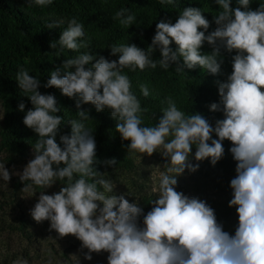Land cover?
I'll use <instances>...</instances> for the list:
<instances>
[{"label":"clouds","instance_id":"1","mask_svg":"<svg viewBox=\"0 0 264 264\" xmlns=\"http://www.w3.org/2000/svg\"><path fill=\"white\" fill-rule=\"evenodd\" d=\"M173 2L161 0L162 4ZM231 2L214 0L218 11L211 32L201 8L187 7L174 24L156 23L147 50L119 44L109 48L117 60L96 58L90 52L64 60L50 72L43 87L56 88L75 100L79 119L68 121L70 135L60 134L63 118L57 115L61 108L56 97L41 94L40 80L28 71L17 72L18 88L30 93L26 97L32 106L23 124L37 139L31 147L32 159L22 171L10 172L0 163V180L7 184L17 176L23 185L21 192L29 198L37 188L43 189L30 210L32 220L38 225L48 221V231H55L58 239L75 237L81 250H87L85 260H91L92 253L105 252L107 264H264V2L255 10L250 8L251 0H237L235 8ZM27 3L47 6L52 0ZM126 12L122 8L115 18L129 28L135 15ZM64 23L56 20L46 27L55 29ZM84 36V25L73 18L49 47L79 51L88 47ZM173 43L175 50L170 47ZM205 43L212 49L208 54L200 51ZM157 50L159 59H153ZM221 50L235 53L231 74L217 81L219 101L209 106L210 112H222V119L213 126L202 114L181 111L172 97H166L167 106L160 110L158 121L145 125L148 110L132 91L125 69L144 71L159 64L167 70L175 65V71L185 75L186 69L199 68L217 76L223 63ZM139 89L145 98L150 95L147 84H140ZM85 104L93 105L97 113L110 111L117 121L116 133L122 142H129L126 153L130 158L141 163L145 156L159 154L164 161L155 166L160 170L153 188L156 198L146 214L138 200L126 198L130 197L127 192L115 194L117 184L107 172L94 167L101 163L114 169L118 162L115 158L97 160L93 131L85 124L91 119L81 110ZM24 109L20 103L18 110ZM224 141L230 142L228 151L236 162L228 203L238 217L234 234L223 230L205 201L176 190L177 177L185 170L194 173L199 162L209 160L215 166L222 159ZM193 148L195 164L190 160ZM56 184L58 192L45 194ZM13 264L29 261L21 257Z\"/></svg>","mask_w":264,"mask_h":264},{"label":"trees","instance_id":"2","mask_svg":"<svg viewBox=\"0 0 264 264\" xmlns=\"http://www.w3.org/2000/svg\"><path fill=\"white\" fill-rule=\"evenodd\" d=\"M260 2L264 0H251V10H255ZM237 6V0H232L230 7ZM187 7L201 8L205 18L210 22L208 32L214 30L213 20L218 11L214 0H174L172 4H162L161 0H52L47 6H38L34 3L28 5L27 0H0V105L7 113L6 121L0 129V151L4 154L2 163L14 170L23 167L32 159L31 147L37 139L36 134L23 124L24 115L32 106L26 97L30 93H24L18 88L16 75L19 70H26L29 75L40 80L41 87L38 91L41 94H53L56 97L57 105L61 108L57 115L63 118L60 134L70 135L71 127L68 121L79 119L76 115L78 110L75 107V100L62 96L56 88L43 87L50 72L60 67L64 60L84 52H90L96 58L103 56L110 61L117 60L118 56L110 55L109 48L112 45L135 44L147 50L155 34L156 23L164 20L174 24L180 12ZM122 8L128 10L125 15H135V22L129 28L121 25L115 18L116 13ZM43 13L59 15L65 23L59 28L48 29L46 25L56 20L40 18ZM73 18L84 25L85 36L82 40L88 47L79 51L68 49L61 51L59 46L57 49H51L50 43L59 39L60 33L67 27V21ZM8 22L13 24L10 29L7 27ZM170 47L175 50L176 46L173 43ZM200 51L202 54H208L212 49L205 43ZM233 55L235 53L221 50L223 63L217 76L199 68L186 69L185 75L176 72L175 65L167 70L161 68L159 64L155 69L147 68L144 71L137 69L132 72L125 69L124 73L129 76L132 91L140 100L142 108L148 110L144 114L145 125H154L158 121L160 110L167 106L166 97H172L179 110L190 115L202 114L214 126L215 121L222 119L223 115L222 112H210L209 106L219 101L217 81L223 82L231 74ZM152 58L159 59L158 50L153 53ZM140 84H147L149 87L148 97L145 98L140 93ZM20 103L25 105L23 112L18 110ZM81 110L87 111L91 119L85 121V124L93 131L97 160L115 158L118 163L114 169L133 172L135 167L126 153V145L129 142H122L116 133L117 121L111 117L110 111L106 109L97 113L91 104L82 105ZM223 146L224 155L215 166H212L209 160H204L200 163V168L225 175L230 183L236 175V162L228 151L231 147L230 142L224 141ZM94 167L101 173L105 172V166L101 163ZM12 181V192L16 195L23 185L19 178H13ZM58 190L59 184H56L46 189L45 194L51 195ZM36 191V195H39L43 189L37 188ZM155 198L153 193L140 195L139 205L145 214L151 210L150 203ZM231 199L232 190L225 194L223 202L217 203L210 199L206 201L223 228L236 216L235 207H228ZM19 219L21 222L18 229L23 231L25 223L22 217ZM142 219L143 217L140 218L141 225Z\"/></svg>","mask_w":264,"mask_h":264},{"label":"rangeland","instance_id":"3","mask_svg":"<svg viewBox=\"0 0 264 264\" xmlns=\"http://www.w3.org/2000/svg\"><path fill=\"white\" fill-rule=\"evenodd\" d=\"M40 18L62 19L59 15L50 13H43ZM12 26L13 24L8 22L7 27L10 29ZM6 115V111L0 105V118H2L0 119V129L6 121ZM194 153L195 150L192 149L190 160L195 164L197 162L192 159ZM3 157L4 154L0 151V163H2ZM128 158L135 167L133 172H124L105 166V172L117 184L114 190L115 194L127 192L130 197L126 198L130 202L133 199L138 200L144 193H153L156 196L153 188L159 180L160 170L155 166L164 163L160 155L145 156L141 163L135 158L129 156ZM200 163L196 172L189 173L185 170L182 175L177 177L176 190L190 198L195 197L205 202L209 199L217 203L223 202L225 194L231 190L227 177L215 171L201 169ZM23 167L16 170L6 168L10 172H19ZM13 178L18 177L12 176L7 184L0 180V264H13V261L21 257L27 259L29 264H77V261L78 264H107V253H92V259L85 260L84 255L87 250H81L80 241L75 237L67 236L58 239L55 231H48V221L36 224L29 213L39 195L29 198V194L23 193L21 190L14 195L12 192ZM19 217H22L25 223L23 231L18 229L21 222ZM237 222L238 217L235 216L223 230L234 234ZM49 237L53 240L48 239Z\"/></svg>","mask_w":264,"mask_h":264}]
</instances>
